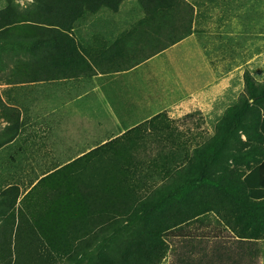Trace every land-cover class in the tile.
I'll return each mask as SVG.
<instances>
[{"label": "trees", "instance_id": "trees-1", "mask_svg": "<svg viewBox=\"0 0 264 264\" xmlns=\"http://www.w3.org/2000/svg\"><path fill=\"white\" fill-rule=\"evenodd\" d=\"M5 1L0 8V54L10 49L28 56L35 68L32 78L46 80L60 76V71L68 75L71 66L85 61L71 35L76 22L101 8L117 12L124 0H31L24 9L15 0ZM136 1L143 22L187 25L184 34L170 38L169 44L189 34L192 16L184 0ZM243 77L245 94L218 122L211 141L195 147L191 157L183 154L178 162L186 161L199 171L191 182L195 188L169 204L161 199L143 206L140 230L131 233L136 239L123 241L116 231L105 241L104 235L116 219L137 213L149 193L135 185L147 182L148 174L145 159L127 153L129 143L134 147L149 139L164 147L188 146L165 111L126 128L35 183L30 181L19 200L14 239L0 240L1 252L15 250L13 264H56L78 257L87 264H158L166 252L164 237L170 235L191 240L183 244L176 264H259V241H264V82H255L248 73ZM120 142L128 145L115 153ZM171 157L176 161L173 152ZM164 158L153 165H165ZM87 167L96 169L91 178L80 172ZM197 179L209 181L197 184ZM174 194L178 192L170 197ZM19 195L16 184L1 190L0 211L13 209ZM210 213L217 218L215 225L208 221L201 230L183 228ZM203 240L211 242L208 249L200 247ZM103 241L109 245L104 247ZM6 262L11 264L10 259Z\"/></svg>", "mask_w": 264, "mask_h": 264}, {"label": "rangeland", "instance_id": "rangeland-1", "mask_svg": "<svg viewBox=\"0 0 264 264\" xmlns=\"http://www.w3.org/2000/svg\"><path fill=\"white\" fill-rule=\"evenodd\" d=\"M15 1L21 9L31 3V0ZM189 1L192 22L185 40L169 46V39L176 35H183L187 25L169 26L166 23L157 25V32L151 30L148 41L153 53L168 44V47L164 48L166 49L164 53L152 60L154 67L158 70L160 89L167 94L166 102L176 98L182 100L184 96L192 93L201 94L200 99L196 100L194 105L198 109L180 115L176 119L177 122L175 120L178 130L183 133L184 136L182 137L187 140L188 146H175L177 148L174 149L175 147H164L161 143L160 145L157 141L149 139L136 143L134 147L129 143L127 153L145 159L143 166L146 167L144 173L148 174L146 177L148 181L140 183V185L149 193H147L137 213L120 217L116 219V224L109 226L104 235L105 241L108 240L112 232L116 233V231V237L123 241L136 239V236L131 233L140 230L139 225L143 220L138 221V218L142 215L143 206H151L161 199L169 204L180 194L195 188L196 185L191 182L199 175V171L194 170L192 165L186 161L182 164L178 163L179 160L184 156L183 154H188L191 157L195 147L203 146L211 141L218 122L230 108L238 104L240 98L245 94L243 77L245 73H248L257 83L264 82V0H222V5L219 4L221 0ZM5 4V0H0V8ZM235 6L239 7L237 14L233 12L229 15L226 11L224 13L225 7ZM119 8L118 15L107 8H101L98 12L104 13L103 16L106 18L120 17L126 23L143 22L144 14L136 0H124ZM222 18L226 22L223 23ZM92 19V14H85L76 22L75 32L79 33V30L84 28ZM235 20L239 21L238 38L236 39L229 35L232 30L230 29V21ZM75 32L72 31L71 34L74 35ZM86 35L87 31L84 32V35L81 36L83 39H81L85 41ZM225 36L228 38L225 39ZM155 37L157 41L154 40ZM143 47L147 48L145 45ZM30 63L28 56L15 55L10 49L2 50L0 54V90L5 88L6 84L22 79L23 76L26 81L36 82L31 86L40 88L44 83H38L39 80L32 78L31 70L35 68L30 66ZM166 111L171 118H174L175 113L171 106ZM29 113H34V111ZM39 114L37 115L35 112V117L30 116V122H27L28 127L24 128L29 131L26 139L30 142L28 144L30 149L28 157L11 160L8 155L12 145L8 142L14 136L15 123H19V117L10 108H6L0 100V191L16 184L19 191L23 192L28 182H36L42 176L41 173L72 160L66 155L74 153L60 150V145L54 141V139L59 141V138L56 136L54 138L52 134L54 127L50 126V123L54 121V116L50 112ZM90 121L91 119H88L87 123L89 124ZM97 141L94 145L100 143ZM118 145H120V149L115 153H120L121 146L128 144L118 143ZM171 152L175 154L176 161L173 160V157L170 158ZM107 157H110V154ZM163 157H165V165H153V161L160 162ZM147 162H150L151 167H148ZM80 172L85 178H91L96 169L87 167ZM207 181L209 180H196L197 184ZM179 187L181 190H178ZM158 190H161L159 194ZM171 192H178V194L170 197ZM21 198L22 196L17 199L13 209L0 211V240L10 237L14 239ZM152 215L153 213H151ZM216 219L214 214H205L197 220L191 219L183 228L196 231L199 224L203 226L208 221L215 225ZM139 236L140 233L137 237ZM164 241L166 245L165 256L158 264H176L178 255L184 252L183 244L190 243L191 240L187 237L171 238L170 235H167L164 237ZM200 244L201 248L208 249L211 242L203 240L200 241ZM107 245H109L108 242L104 243L103 241V246ZM6 251L1 252L0 250V264H7L6 261L9 259L10 263L13 264L17 260L15 250ZM195 252L193 251L194 257L196 256ZM89 253L94 254V247ZM258 257L259 264H264L263 240L259 241ZM81 258L78 257L76 260L62 258L56 264H87Z\"/></svg>", "mask_w": 264, "mask_h": 264}, {"label": "crops", "instance_id": "crops-1", "mask_svg": "<svg viewBox=\"0 0 264 264\" xmlns=\"http://www.w3.org/2000/svg\"><path fill=\"white\" fill-rule=\"evenodd\" d=\"M185 2L188 4L190 1ZM219 4L222 5V0ZM238 8L225 7L223 11L229 15L233 12L237 14ZM118 11L113 13L118 15ZM103 14H92V21L79 33L75 32V28L72 29L75 33L71 35L79 44L85 61L71 66L68 75L60 71L57 73L60 76L54 79L39 80L38 83H44L40 88L31 86L36 82L26 81L23 76L0 90L2 103L19 117V123H15L14 136L8 142L12 145L8 155L11 160L28 157L30 142L26 139L29 131L24 128L28 127L29 117L36 116L35 112L37 115L50 112L54 116L50 126L54 127V138L58 137L60 142L54 141L60 145V150L74 153L66 155L72 159L70 163L157 112L167 113L169 106L173 108L175 120L180 115L198 109L194 105L200 99V93L189 94L182 100L172 99L167 103V94L160 89L158 70L152 60L166 49L153 53L148 45L151 30L156 31L159 24L126 23L120 17L106 18ZM221 21L226 22L223 18ZM230 29V37L238 38L239 21H230ZM85 31L87 35L84 41L81 36ZM187 36L178 41L185 40ZM154 40L157 41V38ZM32 111L34 113H29ZM88 119H91L89 124ZM96 140L100 141L98 145H94ZM68 163L41 175L45 176ZM29 182L23 192L19 191V197L27 191ZM135 185L141 187L140 183ZM197 227L199 230L205 228L201 224Z\"/></svg>", "mask_w": 264, "mask_h": 264}]
</instances>
